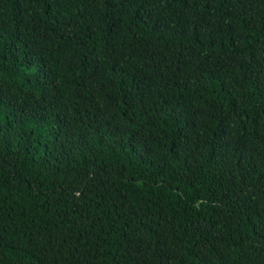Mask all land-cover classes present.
I'll list each match as a JSON object with an SVG mask.
<instances>
[{"label": "trees", "instance_id": "16d2710c", "mask_svg": "<svg viewBox=\"0 0 264 264\" xmlns=\"http://www.w3.org/2000/svg\"><path fill=\"white\" fill-rule=\"evenodd\" d=\"M0 264H264V0H0Z\"/></svg>", "mask_w": 264, "mask_h": 264}]
</instances>
